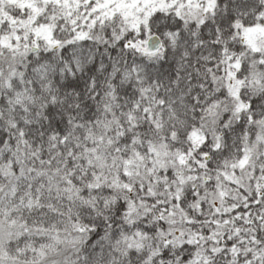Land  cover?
<instances>
[{"label":"snow or ice","instance_id":"1","mask_svg":"<svg viewBox=\"0 0 264 264\" xmlns=\"http://www.w3.org/2000/svg\"><path fill=\"white\" fill-rule=\"evenodd\" d=\"M0 264H264V0H0Z\"/></svg>","mask_w":264,"mask_h":264}]
</instances>
